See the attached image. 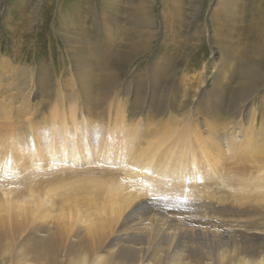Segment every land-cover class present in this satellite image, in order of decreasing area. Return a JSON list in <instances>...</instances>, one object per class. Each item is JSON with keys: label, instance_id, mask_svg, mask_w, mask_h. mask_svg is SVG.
<instances>
[{"label": "rangeland", "instance_id": "1", "mask_svg": "<svg viewBox=\"0 0 264 264\" xmlns=\"http://www.w3.org/2000/svg\"><path fill=\"white\" fill-rule=\"evenodd\" d=\"M71 1L81 10L71 11ZM121 1L118 10L119 6L125 10H117L114 18L120 15L116 24H125L128 34L132 26L126 23L124 12L129 0ZM225 1L143 3L155 23L150 47L133 55L123 72L117 69L121 81L117 80L116 89L106 100L99 94L100 70L91 66L100 55L95 52V58L89 53L93 60L88 71L78 68L72 56L75 49L86 48V54L96 49L80 37L87 33L86 26H93L98 36L102 16L108 10L106 0H0V217L10 215L8 219L18 223L21 229L17 235L32 228L28 222L37 215L31 225L49 224L69 233H87L96 225L107 243L131 223L153 227L170 222L177 232L193 226L218 232L219 239L205 236L196 240L200 243L194 242L205 249L214 264H218L219 252L243 256L241 242L255 241L264 249V0ZM62 14L71 19L76 15V20L66 21L73 27L82 21L85 25L76 34L66 32L68 28L61 26ZM221 21L226 29L218 32ZM254 32L260 33L257 43ZM127 34L118 28L111 35L117 44L126 42ZM66 36L73 39L74 48ZM249 64L261 75V81L256 84L254 114L240 116L246 135L239 141L230 138L223 145L217 137L211 142L198 141L201 135L210 136L208 123L216 124L222 135L223 123L228 122L223 114L202 109V93L209 99L213 93L210 88L218 84L234 92L238 82L246 80ZM42 74L52 85L50 96L43 95L35 84ZM154 75L160 78L158 87L169 88L172 98L177 99L176 103L171 100L175 106L165 113L150 107L146 93L134 91L140 80L149 84ZM114 76L117 78L116 73ZM83 81L94 91L91 97H86ZM139 98L144 103L140 110L136 106ZM71 106L74 111L67 128L56 125ZM121 119L127 128L130 123L135 125L136 131L127 134L132 137L122 134ZM250 125L258 133L253 127L248 130ZM23 133L32 141L39 136V141L19 144L18 136ZM175 134L190 139L180 142ZM174 136L179 144L171 139ZM170 199H176L178 205L172 206ZM149 200L153 210L146 213L142 203ZM189 204L194 211L186 210ZM12 205L17 208L7 211ZM11 225L8 223V229ZM157 236L153 234L148 245H158ZM163 245L164 249L170 246ZM193 247H182V251L190 249L180 251L179 256L193 263L187 255Z\"/></svg>", "mask_w": 264, "mask_h": 264}, {"label": "bare ground", "instance_id": "2", "mask_svg": "<svg viewBox=\"0 0 264 264\" xmlns=\"http://www.w3.org/2000/svg\"><path fill=\"white\" fill-rule=\"evenodd\" d=\"M106 1H107L106 5L108 7V10H107V13L105 14V16L104 17L102 16V21H101V26H100L101 30H99L98 36H97L96 32H94L92 30L93 26H92V28L90 26H89V28H88V26H86L87 27V33H84L80 37L84 40V43L87 44V42H90L96 49H94L92 51H88L87 54H86V48H82L80 50L75 49L72 51V56H73V59L76 60V62L78 61V63H77L78 68H80L81 70H87L88 71L90 69L89 64L93 60L91 58V56L89 55V53L92 52L94 54L96 52V55L97 54L100 55V56H97V58H96L95 54L93 55V56H95L96 60H93L92 63H94V64H92L91 66L98 68L100 70V77H101L100 83H101L102 87H101L99 94H101V96L107 100V97L110 95V93L116 89L117 80H120V77H118L120 70L123 72L122 69L126 68V66L129 65V63L132 61V59H134L133 55L135 56L139 51L149 49V47H150L149 41H150V37H152V35L154 34V27H155L154 24L155 23H154V18L152 17L151 13L146 10V8H145L146 5L145 6L143 5V3L146 4L145 2H147V0H129L127 2V5L129 6V7H127L128 10H126L127 12H124V13H126V15H125L126 23H128L129 25L132 26V28H131L132 30L130 31V33L127 34L125 24H116V21L118 20L120 15L115 16V18H114V14L118 10V5L122 1L116 0L117 3H115V4H114L115 0H106ZM225 3L229 4V0H226ZM173 4H175V3H173ZM70 5H71V11L72 10L76 11V10H78V7L80 8V5L78 7H75V4L72 3V1H71ZM175 5H177V4H175ZM80 10H81V8H80ZM119 10L124 11L125 9H123V6L122 7L119 6ZM119 10H118V12H119ZM228 11H229V9H228ZM87 12H89V11H87ZM124 13H122V14H124ZM173 15L177 16L178 13H174ZM75 17H76V15H72L73 20H76V19H74ZM211 18H212V16H211ZM72 19L66 18L65 15H63L60 18L61 26L63 24L64 26H66L65 28H68V31H66V32H75L79 27L82 28L85 25L83 21L82 22L77 21V22H80V25L73 27L72 23L66 22V21L72 20ZM256 24L257 23L255 22V25ZM222 27L223 28L226 27V24L224 22H222V24L220 25L218 32L222 31V29H223ZM118 28L121 30V32L123 34H127V37H126L127 41L124 43L120 42V43L116 44L113 41L114 35H111V34H113L114 30H116V29L118 30ZM96 31H98V30L96 29ZM218 32L215 33V35H217V38H218ZM75 34H76V32H75ZM92 34L94 35V39L92 37ZM118 34H120V32ZM259 35H260V33L258 34L257 32H254V41L256 43L259 40ZM66 37H68V38H66L68 44L70 46H72V48H74L75 45L73 43V39L69 36H66ZM123 38L124 37H122V39ZM118 40H120V39H118ZM123 41H125V40H123ZM60 49L61 48L57 49V51H60ZM249 66H250V64H249ZM117 69L119 70V72ZM114 72L117 74V78L114 76V74H115ZM42 73H44V72H42ZM154 73H155V71H154ZM155 75H157V74H155ZM155 75H154V77H152L153 82L151 81L153 87L151 86L149 88V84L151 82L148 84L142 78L143 80H140L136 85L137 90H136V88L135 89L133 88V89L135 92L143 94V95L146 93L145 100L149 101V103H151L150 107H153L154 110H156V111H162L165 113V111L167 112V110L170 106H173V107L175 106V104H173L172 101H174L176 103L177 99L174 97L175 95L173 96L174 98H172L171 92L169 91V88L161 89L158 87L157 80L160 78H159V76H155ZM245 78H246V80H242L241 82H238L239 85L237 86L236 90L232 93L230 92L229 87L225 84H218V85H214V86L212 85V87L210 88V92H211V90H213V93L210 94L209 99H207L210 102V105L207 104V100L203 97L205 92H203L201 90L203 92L202 97H201V100L203 101V108L202 109L205 111H209L212 109L216 112V114H223L222 118L225 117L224 120L228 119V122L223 123L222 135L220 134L221 132L218 131L216 124H214V123H208V125L205 124L207 128L209 127L207 130L210 131V133H209L210 136H202L201 135L199 137L198 141H201V142L209 141V142H211V141H215V137H217L219 139L218 143L220 145H223L224 142H227L230 138H234L237 141L242 139V135H244L245 133L243 132V129H242L243 125L240 122V116L241 115H248L250 113L254 114V110H252V105L255 102V100L257 99L256 94L258 92V89L256 88V84L258 85V83L261 81V75H258L257 71L252 69L250 66L249 72L245 75ZM139 79H140V77H139ZM209 79H210V77H209ZM235 81H236V79H235ZM35 84L38 88V91H40V89H41L42 91H44L42 93L43 95H45V96L49 95L50 96L49 90L51 89L52 85L48 83V78L44 74H42V76L39 77V79L36 81ZM82 86L85 89L86 97H91V95L94 93V91L88 87V83L83 81ZM159 96L162 97L161 100H159ZM138 97L139 96H137V98ZM142 103H143V101L141 100V98H139L137 101V105H136L138 110H140V108L143 107L144 103L143 104ZM178 103L179 102H177V104ZM170 104H173V105H170ZM241 108H244L245 112H242ZM134 109H136V108H134ZM246 110H247V112H246ZM56 111H58V110L56 109ZM73 111H74V107L71 106L70 112H68L67 115L63 114L62 118H61L62 119L61 123L58 122L56 125L63 127V128H67L66 124L69 121V119H71V114L73 113ZM251 111H253V112H251ZM1 116H2V114H1ZM39 117H40V115H39ZM4 119H5V117H4ZM172 122H174V120ZM123 123L126 124L127 122H124V120L121 119V123H120L121 127H119V129H121L122 134L123 135L132 134L134 132L133 130L135 129V125L131 126V123L129 122L130 126H129V128H127V126H126L127 124L123 125ZM156 124H157V122H156ZM249 124H251V122H249ZM262 126H263V124H262ZM157 127H158L157 129L161 128V124ZM172 127H167V128L172 129ZM176 127L177 126H175L173 128H176ZM252 127L253 126L250 125L247 128H248V130H251ZM45 128L47 129V127H45ZM167 128H166V130H167ZM178 128H179V126H178ZM182 128H183V126H182ZM259 128H260V126H259ZM54 130H55V128H54ZM166 130L164 128V131H165L164 133H166ZM252 130H254L255 133L257 131V133H258V130L254 129V127ZM262 130H264V126H263ZM135 131H136V129H135ZM157 131H159V130H157ZM172 131L174 132V130H172ZM182 131H180L181 134H182ZM185 134L182 136L179 135L180 137L176 134L175 135L177 137H179L178 140L180 142L186 143L188 141L187 138H189V137L185 136ZM164 135L166 136V134H164ZM28 136L26 137L25 133H23L22 135H19L18 136L20 139L19 144L20 143H26V142H33L34 140L39 141V136H37L33 141H32V139L29 140L30 137H28ZM47 136H49V135H47ZM168 136L170 138L171 136H173V134H171V136L170 135H168ZM237 136H239V137H237ZM128 137H132V136H128ZM176 138L174 136V139H173V137L171 139L174 142V140L176 141ZM42 141L43 140H40V143L44 142V141L43 142ZM46 141H49V140H46ZM142 141H144V140H142ZM179 141L178 142L176 141L177 142L176 144H179ZM122 142H124V141H122ZM213 143H215V142H213ZM207 149H208V147H207ZM73 165H74V163H73ZM123 165H125V164H123ZM134 165H136V163ZM136 167H138V166H136ZM122 168H124V167H122ZM0 185L2 186V183H0ZM32 189H34L33 186H32ZM85 189H86V187H85ZM122 189H123V187H122ZM5 190H6L7 194L11 193L10 189L8 190V189L4 188V191ZM124 193L125 192L123 191L122 194H124ZM31 194L32 193L30 192V195ZM126 194H127V192H126ZM31 198H33V197L31 196ZM38 198L39 197H36L35 199H38ZM30 199H28V200L31 202ZM35 199H33L32 201H36ZM10 200L12 201L13 199L11 198ZM169 201L172 203V206L178 205L176 203V199H170ZM13 203H15V202L13 201ZM16 205H17V203H16ZM187 206H191V207H188L186 210H188V211H194L195 210L194 208H192L193 205L189 204ZM30 207H28L27 209H30ZM16 208L14 205H12L11 208L7 209V211L14 210ZM31 208H33V211H34V207H31ZM35 208H37V206ZM142 208L144 209V211L146 213L149 212L150 210H153L151 201L149 200V201L142 203ZM10 213H12V212L10 211ZM37 213H39L38 210H37ZM119 213L120 212H118V214ZM0 216H2V214ZM11 216L15 217L14 212ZM35 216H36V214H35ZM37 216L33 217L32 221H29L28 223L31 222V224H32L37 219ZM9 217H10V215H9ZM157 217H159V216H157ZM8 218L0 217V264H214L212 259H211V261L209 260V258L207 256L208 253L205 254V251H204L205 249L203 250V248H201L202 246L198 247L196 244H194V242L200 243V242H197L196 240H200L202 237H205V236H207L208 238H210L209 236H211V238L213 237V240H215L216 238L219 239V236L217 235L218 232L217 233L216 232L214 233L212 231L206 232L205 229H203V228L199 229V227L194 228V226H193V228L191 227L192 229L188 230V229L182 228V230H179L180 232H177L176 230H173V228H174L173 226H172L173 228L171 229L170 222H168L169 223L168 224L167 222H164L163 220H162V222H164V223H162L160 226L155 225L153 227L152 226L149 227L147 225H140V223H131L130 226L124 230V232H122V231L117 232V234L113 238H111L108 241V243L103 239L101 232H100V228L96 227V225H95V227H93V226L91 227V225H90L89 226V227H91V228H89L90 231H88L87 233L85 231H81V230H78L77 233L76 232L75 233H69V232H67L68 231L67 229L63 230L60 227L53 228L49 224L35 225V226L29 224L28 226L29 227L31 226L32 228H30V229L27 228L24 230V232L21 235H17V233L19 232V229H21V227H19L17 225L18 224L17 222L13 221V218H12V220H9ZM16 218H17L16 220L19 221L20 216L18 219V214H17ZM155 221H156V218H155ZM39 222H41V221L39 220ZM8 223H12L10 229H8L9 228L7 226ZM22 224H23V222H22ZM26 230H29V231H26ZM155 233L158 234V236H157L158 245L151 247L148 244L153 242V240H152L153 234H155ZM251 233H259V232L257 230H252ZM19 236H21V237H19ZM163 243H169L170 246L167 247L166 249H164L162 247V246H164ZM186 243L188 245L193 244L195 246V247H193L192 250L189 251V253L187 252L188 258L192 259L193 263H190L191 260L188 261V260L184 259V257H182V255L179 256V254H180L179 252L182 251V247L187 245ZM204 243H205V241H204ZM204 245H207V244H204ZM260 246L261 245L255 243V241L252 244H247L246 242H241L239 248H240V253L242 252L243 256H235L233 254H228V253L224 254V252H219L218 254H220V256L218 255L219 256L218 264H264V254H263L264 251L262 252L260 250V248H261ZM184 249L187 251L190 248H188V249L184 248ZM261 249L264 250L263 247ZM184 251H182V252H184ZM185 254L186 253H184V255ZM185 257H187V256H185Z\"/></svg>", "mask_w": 264, "mask_h": 264}]
</instances>
